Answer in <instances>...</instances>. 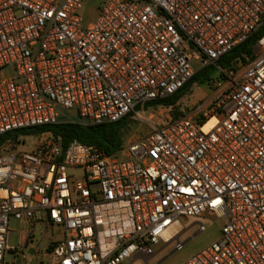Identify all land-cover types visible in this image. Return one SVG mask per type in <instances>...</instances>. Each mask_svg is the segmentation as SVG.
<instances>
[{"label":"built area","instance_id":"obj_1","mask_svg":"<svg viewBox=\"0 0 264 264\" xmlns=\"http://www.w3.org/2000/svg\"><path fill=\"white\" fill-rule=\"evenodd\" d=\"M89 1L0 0V136L135 117L264 25V0H98L85 25ZM257 49L242 71L219 69L217 96L116 153L47 135L0 149V264L17 251L10 218L23 259L125 264L180 250V220L205 215L220 234L181 264H264V35Z\"/></svg>","mask_w":264,"mask_h":264},{"label":"rangeland","instance_id":"obj_2","mask_svg":"<svg viewBox=\"0 0 264 264\" xmlns=\"http://www.w3.org/2000/svg\"><path fill=\"white\" fill-rule=\"evenodd\" d=\"M98 4V0H91L85 4L82 12L84 24L88 25L95 21L96 12L95 7ZM262 48L257 49V51ZM244 60L246 56H243ZM246 61V60H245ZM234 66L239 71H242L245 66L241 60H238ZM217 70L210 77L208 82L203 84H193L190 90L179 99L175 107L155 106L151 108H144L135 117H127L126 125L121 130V140L124 145L135 141L139 137L143 136L148 131L150 123L164 124L170 120L177 118L183 114H188L192 108L201 105L202 103L214 98L221 93L226 87L227 77L224 72ZM12 75L11 70L0 72V78H7ZM44 138V134L34 136H20L16 141H12L4 145L1 149L16 147L18 152L28 153L31 152L35 145ZM123 160L124 157L117 156L115 160ZM78 172V171H77ZM181 224L185 231L180 235L179 241L183 243L180 250L174 251V243L163 247L158 246L157 252L150 259L144 260L138 258L136 260H130L125 264H181L187 260L191 255L205 248L213 241H215L220 234V227L222 222L214 215H205L203 218L194 219L187 218L181 219ZM201 223L205 226V230L198 231V224ZM8 241L7 244L10 248H15L17 251L13 253L11 251L6 252L5 259L11 264H38V258L29 255L27 259L22 258V251L20 250L21 239V224L14 218L9 219L8 223ZM40 235H36L31 244H34Z\"/></svg>","mask_w":264,"mask_h":264},{"label":"trees","instance_id":"obj_3","mask_svg":"<svg viewBox=\"0 0 264 264\" xmlns=\"http://www.w3.org/2000/svg\"><path fill=\"white\" fill-rule=\"evenodd\" d=\"M263 35L264 25L249 39L223 55L215 66L202 67L196 70L191 79L175 94L157 101L147 102L144 105V108L155 106H164L167 108L175 107L179 99L190 90L193 84H203L208 82L213 73L219 69L223 71L236 69L234 64L238 60H241L242 63L245 64L246 61L243 56L249 57L254 55L258 41ZM125 125L126 119H122L115 123H105L92 126H83L76 123H59L55 125L21 129L1 135L0 149L7 143L16 141L20 136L44 134L52 138L62 149L66 148L69 143L77 141L86 145H94L103 150L106 154H113L119 151L123 146L121 130Z\"/></svg>","mask_w":264,"mask_h":264}]
</instances>
